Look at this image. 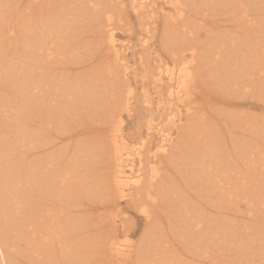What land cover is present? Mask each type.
I'll use <instances>...</instances> for the list:
<instances>
[{"label": "bare ground", "instance_id": "bare-ground-1", "mask_svg": "<svg viewBox=\"0 0 264 264\" xmlns=\"http://www.w3.org/2000/svg\"><path fill=\"white\" fill-rule=\"evenodd\" d=\"M207 11L231 44L214 32L194 49ZM131 12L172 61L191 50L193 62L164 69L157 109L176 137L149 123L135 159L119 133L129 46L115 34ZM262 93L264 0H0V264H264V116L236 111Z\"/></svg>", "mask_w": 264, "mask_h": 264}, {"label": "rangeland", "instance_id": "rangeland-1", "mask_svg": "<svg viewBox=\"0 0 264 264\" xmlns=\"http://www.w3.org/2000/svg\"><path fill=\"white\" fill-rule=\"evenodd\" d=\"M125 2L127 3V0H125ZM160 7L161 6L158 2L154 3L153 7H151L153 9V12H154L151 20H152V22L155 21V24H157L159 29H160L159 19H160L161 12H162L160 10ZM215 12L218 13L217 16H216ZM202 17H203L202 14L201 15L199 14L197 16L195 15V19H196L195 22L197 23V21H198V25L196 26V23H195V27H200V28H197V29H199V31H197L198 32L197 33L198 38L195 41L196 46L194 44L195 50L198 48L199 43L204 45V44H213L212 42H216V40H213L214 38L216 39L218 36L217 34H216L217 36L214 35L215 33H219V35H222V36H220V38H222L221 40L223 41V44L230 43L228 38H227V34H226L228 31H230V28H229L230 24L228 22L224 23L226 19L223 18L222 16H220V13L218 11H207L206 17H204L206 19H207V17H210L207 20L203 19ZM223 20H224V22H223ZM211 21L212 22L214 21V22L212 23ZM202 22L205 23L204 26L207 29L206 28H205V30L203 29V26H202L203 23ZM117 24L115 25L116 38L119 40V42L125 44L126 46H129V49L126 50L127 62H128V69L126 70V73H127V77L129 78L128 81L132 85V87H134V92H135L134 98L131 100V111L129 113H126V112L123 113L122 124L120 126L121 130L119 133L122 135L123 139L127 143L126 153H128L130 155L129 158L135 159L136 156L133 155V150L138 148L140 139H143V137H144V139L146 138L145 136H146V132H147V125L149 123L152 124V126H155L157 128H160L162 125L163 128L165 129L166 133H170L172 135V137H176L175 132H174V125H171V123H168V121H163V123H161L162 122L161 118L163 119V117H161L162 108L157 109L158 102L162 99H166L165 97L169 94V92L166 90L167 89L166 84L168 83V79L166 77L167 74H166V71L164 69H168L171 73H173V75L174 74L180 75V73H181L180 70L183 69L184 67H187L188 65H190L193 62H192V59L190 56L191 50H182V52L183 53L185 52V53L183 54L181 52V55L183 54V56H181L182 58L180 57L181 58L180 61L178 60L179 61V63L177 62L178 64L176 62H174L176 60L172 61L171 58H169V54H167V52H166L167 50H165L164 52L162 51L161 48H163V47L161 46V44H159L158 35L157 34L153 35L152 34L153 32L150 31L151 37H149V32H148V34L143 33L144 31L143 30L141 31V27L138 25L137 18L135 17V15L132 12L130 13L128 21H126V23L122 22V23H117ZM207 25H208V27H207ZM227 28H229V29H227ZM208 29L212 33H210V31ZM80 30H76V31L81 32ZM207 31H209V33H207V34H209L210 36L205 33ZM79 32H77V33H79ZM90 33L91 32H85V33L81 34V38L86 37ZM145 34H147V35H145ZM206 39H208V40L205 42ZM141 40L145 41L146 45L148 44V47L150 49L147 51V55L144 54V57H143L145 60L148 58V61L146 60V63H145L147 67L140 63L141 57H139V55L137 54V51L139 50L141 45H143V44H141L142 43ZM198 40H199V42H198ZM221 40L217 41V43H214V44H222ZM227 41H228V43H227ZM184 43L185 42H183V44ZM186 44H187V42H186ZM180 45L181 44L179 41V43H177V45H176V48L180 47ZM202 45H199V49L203 47ZM195 47H197V48H195ZM163 50H164V48H163ZM200 52H202V51H200ZM163 62L164 63L166 62V63L164 64ZM160 63L164 64L163 67L161 68L163 70H159V64ZM143 68H145V69H143ZM161 71H163V72H161ZM163 73H164V75H163ZM176 78H177V76H176ZM164 83H165V85H163ZM162 88L164 89V91ZM143 92L147 93V95L151 98L150 105L143 102V99H144V93ZM260 98L264 99V93H262ZM260 98L258 99V102H257L258 105H260V103L262 101ZM169 101L172 104H177L178 106L180 105L176 100L172 99ZM178 108L183 110V108L181 106H179ZM224 108L228 111L231 110L230 107H224ZM236 111H238V112L241 111L240 113L243 115H245L247 113H251L255 116L261 117V116H264V104L262 103L260 106H257L254 108H249L247 106H244V107L236 109ZM216 119L213 118L214 121ZM174 121H175V124H179V127L182 128V129H180L181 131H184L186 129L183 114L178 115V117H176ZM220 123L222 124L221 121H220ZM107 127H108L107 125H104L103 128H107ZM255 135H256V138H258V135H260V134L256 133ZM157 138H158V136L151 140L152 145H154L155 143L158 142ZM258 140H260V139H258ZM257 143L259 145H261L262 140H260L259 142L257 141ZM261 146H263V145H261ZM261 146H258V148ZM155 149H156V147H154L152 151H155ZM263 157H264V155H263ZM258 161H259L258 164L261 165L262 160L259 159ZM150 165L153 166L152 163H150ZM262 174L258 175V179H260L259 180L260 185L264 184V181H263L264 180V173H262ZM259 176H261V177L259 178ZM178 181H179V184L181 186H183L185 184L184 181L182 182V180H181V182H180V180H178ZM188 181H190V180H188ZM261 187L264 188L263 185H261ZM254 207H255V209L254 208L252 209V211H254L252 213L257 214L258 212H256L255 210L258 211L259 206L255 204ZM245 212H247V209H245L244 206H242V208L240 209V212L238 214L244 218L242 222L244 224L249 225V231L253 232L255 230V232H256V230H257L259 232L260 228L263 230L262 226L260 228H255V225H257V224H252L250 220H253V218H250V216H249L250 214L245 213ZM138 220L139 221L137 222V225L135 228L136 233L133 236H130L128 238V243H136L139 239V236L142 233L143 218L140 216L138 218ZM254 220H256V219L254 218ZM261 224L263 225V222H261ZM251 228H253V229H251Z\"/></svg>", "mask_w": 264, "mask_h": 264}]
</instances>
